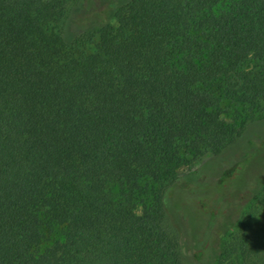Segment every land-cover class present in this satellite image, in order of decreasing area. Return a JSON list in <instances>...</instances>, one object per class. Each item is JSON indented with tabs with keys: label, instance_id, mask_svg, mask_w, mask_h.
I'll return each instance as SVG.
<instances>
[{
	"label": "trees",
	"instance_id": "1",
	"mask_svg": "<svg viewBox=\"0 0 264 264\" xmlns=\"http://www.w3.org/2000/svg\"><path fill=\"white\" fill-rule=\"evenodd\" d=\"M263 119L264 0H0V264H264ZM232 146L251 212L174 220L178 171Z\"/></svg>",
	"mask_w": 264,
	"mask_h": 264
},
{
	"label": "rangeland",
	"instance_id": "2",
	"mask_svg": "<svg viewBox=\"0 0 264 264\" xmlns=\"http://www.w3.org/2000/svg\"><path fill=\"white\" fill-rule=\"evenodd\" d=\"M224 120L227 123L235 121L232 112L225 114ZM263 134L264 119L249 126L246 133L248 138L246 139L251 138L256 144L258 143L257 147H261V145H264V138L261 136L262 138L259 140V136ZM243 157L245 155L238 146H232L223 150L219 155L209 153L190 165L182 167L178 171V176L188 183V188L173 187L169 190L167 197L173 219L176 220L178 205L183 202L182 197L186 194L188 199L184 201L183 206L186 204L195 215H201L200 217L205 220L204 223L206 222L208 232L209 229L215 230L213 227L216 225L215 223H220L222 216L228 213L236 219L241 215H248L253 207L256 193L250 164L236 166L241 163ZM234 167H236V170L233 175L222 182L225 174ZM180 217L184 226L185 253L188 257H192L198 247L205 243V237H203L205 235L200 232L202 235L197 236L196 239L194 237L196 236V230L192 229L188 214L186 212L182 213ZM238 230L239 224L236 223L226 234V241H231ZM208 232L207 234H209Z\"/></svg>",
	"mask_w": 264,
	"mask_h": 264
}]
</instances>
